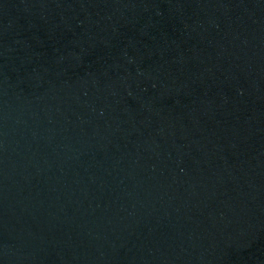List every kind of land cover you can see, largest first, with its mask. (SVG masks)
Segmentation results:
<instances>
[{
    "label": "water",
    "instance_id": "water-1",
    "mask_svg": "<svg viewBox=\"0 0 264 264\" xmlns=\"http://www.w3.org/2000/svg\"><path fill=\"white\" fill-rule=\"evenodd\" d=\"M0 264H264V0H0Z\"/></svg>",
    "mask_w": 264,
    "mask_h": 264
}]
</instances>
